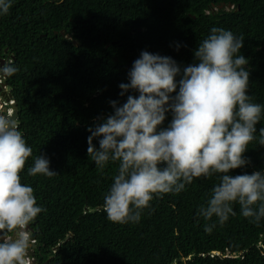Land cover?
Returning a JSON list of instances; mask_svg holds the SVG:
<instances>
[{"label": "trees", "instance_id": "1", "mask_svg": "<svg viewBox=\"0 0 264 264\" xmlns=\"http://www.w3.org/2000/svg\"><path fill=\"white\" fill-rule=\"evenodd\" d=\"M214 26L244 38L238 54L248 61L247 94L264 105V0H12L0 15V61L18 68L0 75L10 88L2 90L32 148L21 183L44 209L28 225L38 264H264V219L252 223L238 204L223 226L205 233L212 222L197 213L218 174L154 197L138 223L118 224L103 211L118 162L101 171L87 154L88 128L113 113L110 101L120 106L138 95H120L119 85L129 82L141 52L170 57L183 69L196 63L194 52ZM172 118L167 112L160 129ZM255 127L243 154L249 163L230 175L264 171V113ZM40 155L55 175L27 174Z\"/></svg>", "mask_w": 264, "mask_h": 264}, {"label": "clouds", "instance_id": "2", "mask_svg": "<svg viewBox=\"0 0 264 264\" xmlns=\"http://www.w3.org/2000/svg\"><path fill=\"white\" fill-rule=\"evenodd\" d=\"M11 6L12 0H0V15H7ZM243 39L214 26L194 52L196 63L183 69L172 58L147 51L133 62L129 82L119 85L120 95L129 91L138 95H128L120 106L110 101L113 113L88 128L87 154L96 167L102 171L110 161L118 162L103 198L110 222L138 223L154 197L179 194L194 178L214 174L219 175V183L197 213L212 222L204 225L205 233L211 234L235 215L236 204L240 215L252 223L264 219V171L229 174L249 163L243 154L256 139L255 126L264 113V105L252 102L247 94L249 72L243 66L248 61L238 54ZM17 71L11 63L0 66V75L12 76ZM177 87L178 93L172 96ZM6 88L0 80V92ZM4 90L5 102H0L6 113L0 112V264H38L28 225L44 209L37 205L34 189L21 183L32 148L13 114L14 102L11 97L7 101ZM169 111L173 118L167 128L160 129ZM94 138H99V148L92 143ZM258 143L264 146V127ZM27 174L56 173L40 155Z\"/></svg>", "mask_w": 264, "mask_h": 264}, {"label": "water", "instance_id": "3", "mask_svg": "<svg viewBox=\"0 0 264 264\" xmlns=\"http://www.w3.org/2000/svg\"><path fill=\"white\" fill-rule=\"evenodd\" d=\"M3 64H4V62L1 60V61H0V66H2ZM6 90H7V91L10 90V88L7 87ZM4 95H5V93L2 92L1 96H4ZM6 95H7V101H8L9 98H10V94H6ZM13 114H14V116L16 115V114H15V111H13ZM31 247H32V249H34V248H35V245L33 244ZM30 255L33 256V253L31 252Z\"/></svg>", "mask_w": 264, "mask_h": 264}, {"label": "rangeland", "instance_id": "4", "mask_svg": "<svg viewBox=\"0 0 264 264\" xmlns=\"http://www.w3.org/2000/svg\"><path fill=\"white\" fill-rule=\"evenodd\" d=\"M1 108H2V107H1ZM3 108H4V104H3ZM4 110H5V108H4V109H2L1 111H2V112H4ZM8 114H9V112H8Z\"/></svg>", "mask_w": 264, "mask_h": 264}]
</instances>
